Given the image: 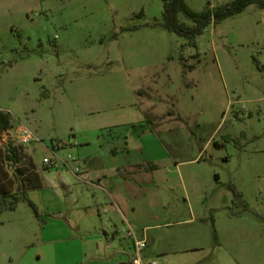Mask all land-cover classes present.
<instances>
[{"label": "rangeland", "instance_id": "1", "mask_svg": "<svg viewBox=\"0 0 264 264\" xmlns=\"http://www.w3.org/2000/svg\"><path fill=\"white\" fill-rule=\"evenodd\" d=\"M184 1L203 12L236 0ZM163 11L164 0H0V147L27 127L44 181L0 215V264H118L124 222L157 264H264V9L193 39ZM102 173L121 196L115 222L109 204L88 208Z\"/></svg>", "mask_w": 264, "mask_h": 264}, {"label": "trees", "instance_id": "2", "mask_svg": "<svg viewBox=\"0 0 264 264\" xmlns=\"http://www.w3.org/2000/svg\"><path fill=\"white\" fill-rule=\"evenodd\" d=\"M252 4L264 9V0H236L216 10L195 12L184 0H164V25L180 37L193 39L202 35L209 25L240 14ZM179 14L192 20L195 26L181 24ZM10 127L9 114L0 113V135ZM51 167L46 165L44 171ZM43 187L42 173L33 157L25 152L23 145L11 142L0 147V215L5 211H15L20 202L27 200L26 195L29 191ZM28 203L36 211L35 205L31 201Z\"/></svg>", "mask_w": 264, "mask_h": 264}, {"label": "built area", "instance_id": "3", "mask_svg": "<svg viewBox=\"0 0 264 264\" xmlns=\"http://www.w3.org/2000/svg\"><path fill=\"white\" fill-rule=\"evenodd\" d=\"M35 140L33 133L25 126H21L17 130L16 141L19 145H28ZM44 163L50 166V161L45 158ZM76 168V172H78ZM116 237H123L124 241H120L122 245V253L126 259L118 264H157L156 261L148 259L145 252L148 247V239L145 231L142 234H138L132 225L128 222H124L121 226L115 229ZM111 264V263H102Z\"/></svg>", "mask_w": 264, "mask_h": 264}, {"label": "crops", "instance_id": "4", "mask_svg": "<svg viewBox=\"0 0 264 264\" xmlns=\"http://www.w3.org/2000/svg\"><path fill=\"white\" fill-rule=\"evenodd\" d=\"M167 160L170 159V155L167 152L166 153V157ZM122 168L127 169V171L129 172H141L144 169L141 167L142 165L139 163H135V162H127L124 163L123 165H121ZM157 170V169H155ZM118 173H120V168H117ZM98 181V185H96L94 182L95 180H90L89 183H93L94 186L98 187L99 192L103 191L104 194L103 195H97L95 194L92 198H89L90 201V206L88 208L91 209V205L92 204H96L97 207H99L98 212L99 215L101 216L102 214H106L108 213V211L104 208L105 205L109 204L111 206V211L109 212V220L112 222H115L118 220L117 217V213L121 214L122 218H123V213L121 212V202H120V197L119 194L117 193L116 190L114 188H111L110 184L112 183L111 181H108V176L105 175L104 173L101 174V176H99L97 178ZM104 196H106V201L104 199ZM121 224V223H120ZM119 224V225H120ZM110 225V224H108ZM118 227V226H116ZM106 232V230H105ZM115 236V233L113 234ZM113 238V236H112ZM116 238V236H115ZM114 238V239H115ZM108 239V236H107Z\"/></svg>", "mask_w": 264, "mask_h": 264}]
</instances>
